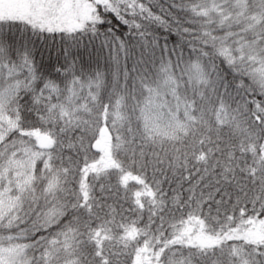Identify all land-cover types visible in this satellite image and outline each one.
I'll return each instance as SVG.
<instances>
[{
	"label": "snow or ice",
	"instance_id": "1",
	"mask_svg": "<svg viewBox=\"0 0 264 264\" xmlns=\"http://www.w3.org/2000/svg\"><path fill=\"white\" fill-rule=\"evenodd\" d=\"M0 264H264V0H0Z\"/></svg>",
	"mask_w": 264,
	"mask_h": 264
},
{
	"label": "trees",
	"instance_id": "2",
	"mask_svg": "<svg viewBox=\"0 0 264 264\" xmlns=\"http://www.w3.org/2000/svg\"><path fill=\"white\" fill-rule=\"evenodd\" d=\"M172 39L174 40L175 38L173 37Z\"/></svg>",
	"mask_w": 264,
	"mask_h": 264
}]
</instances>
